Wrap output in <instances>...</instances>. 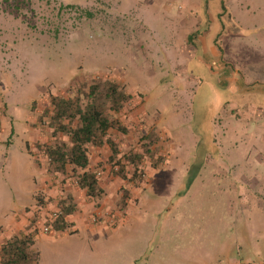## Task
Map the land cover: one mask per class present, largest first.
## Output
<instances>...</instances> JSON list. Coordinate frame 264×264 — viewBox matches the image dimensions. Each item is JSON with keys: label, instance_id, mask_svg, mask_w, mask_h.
Returning <instances> with one entry per match:
<instances>
[{"label": "rangeland", "instance_id": "rangeland-1", "mask_svg": "<svg viewBox=\"0 0 264 264\" xmlns=\"http://www.w3.org/2000/svg\"><path fill=\"white\" fill-rule=\"evenodd\" d=\"M156 1L0 0V222L24 207L30 156L50 177L35 199L46 215L69 193L71 226L83 207L121 226L37 245L39 264H264V0ZM190 1L217 22L216 56H189L165 29ZM94 77L134 94L118 115L126 132L110 131L119 153L89 147L99 198L75 196V177L50 173L41 147L66 139L41 119L51 95ZM145 96L153 119L138 122ZM125 153L141 155L137 169Z\"/></svg>", "mask_w": 264, "mask_h": 264}, {"label": "trees", "instance_id": "trees-1", "mask_svg": "<svg viewBox=\"0 0 264 264\" xmlns=\"http://www.w3.org/2000/svg\"><path fill=\"white\" fill-rule=\"evenodd\" d=\"M131 99L132 95L124 85L104 77L78 80L69 88L67 95H51L50 106L45 109L41 119L54 129L56 135L62 134L66 139L58 137L51 143L41 145L47 157L48 171L58 175L72 173L78 186L88 196L99 198L103 189L97 171L90 167L89 147L107 145L114 154L119 153L118 144L112 139L110 131L126 132L127 127L118 115ZM151 146V141L144 144L148 152H152ZM125 154L124 160L132 162L134 169H137L135 164L141 155ZM123 158L117 159L116 166H119L118 172L125 176ZM35 197L40 199L42 195ZM76 209L77 205L68 193L61 200L57 216L50 217L48 214L44 224L49 225L51 230L65 231L71 226L69 216ZM34 242L30 233L12 235L1 246L0 264H39L40 254L33 248Z\"/></svg>", "mask_w": 264, "mask_h": 264}, {"label": "crops", "instance_id": "crops-1", "mask_svg": "<svg viewBox=\"0 0 264 264\" xmlns=\"http://www.w3.org/2000/svg\"><path fill=\"white\" fill-rule=\"evenodd\" d=\"M170 1L171 0H157L156 2L158 4L170 6ZM190 3L192 6L186 10L187 14L183 15V18H173L177 24V28L171 26L168 30L166 26L165 29L170 33V37H180L182 41L180 43H177L176 47L179 46L178 48H180L181 50H186L189 56H216L217 47L215 41H213L215 38V36H213V32L217 22L213 19L214 17H212L210 11L208 12V18L204 17L201 14L200 9L196 8L199 2L197 3V1H190ZM210 3L211 8L212 6L216 8L214 0H211ZM201 31H204V33H201ZM192 34L197 37L195 42L190 41ZM129 93H131L132 96L134 95L133 92L129 91ZM145 100L146 103L144 104V106L139 107L130 113V118H135L137 121L140 119H145L146 117L153 119V117H151L152 113L149 111L148 106L146 105L149 97L145 96ZM157 103L158 105H161L160 101H158ZM161 110L162 109L160 108V111ZM138 122L136 124H139ZM29 160L32 165V171L29 175V179L27 180L29 186L27 187V189L23 190L22 197L19 198V200L22 203L24 201L25 204L23 205L24 207L20 210H14L13 213L7 214L6 219L0 222V250L2 244L12 235L24 232L30 233L34 237L35 241L33 248L39 252L41 260L43 256L42 248H37V245H41L42 247L47 246L48 244H53L60 240L67 239L70 234L79 236V238L82 239L85 237V234H95L94 236H97L99 234H106L107 232L110 233L115 229L121 227H113L106 222L95 223V220L92 219L89 213H86V208L83 207L85 212H83V214L79 213L74 217L77 220L76 225L70 226L65 231L50 230L49 233H43L41 231V225L44 224L45 219L48 216L46 215V213H49L50 208L48 209L39 205V203L35 201V196L39 191L43 190L47 192L48 186L51 185V182H48L50 180V177H48L47 175H43L45 171H43V167H40L34 160L32 161L30 159V156ZM44 160L47 162L46 156H44ZM44 166H46L45 163ZM102 179H105L103 184H105L106 182L108 183V181L106 180V175L102 176L100 180ZM77 187L73 189L75 196L79 195V190H82L79 186ZM49 194H51V196L57 197V192L50 191ZM28 206H30V209H27ZM56 207H58V203L57 200H54L52 202L51 208L55 210ZM44 211L46 213H44ZM39 213L41 214V217H39ZM43 213L45 215H43ZM71 216L72 214L69 217Z\"/></svg>", "mask_w": 264, "mask_h": 264}, {"label": "built area", "instance_id": "built-area-1", "mask_svg": "<svg viewBox=\"0 0 264 264\" xmlns=\"http://www.w3.org/2000/svg\"><path fill=\"white\" fill-rule=\"evenodd\" d=\"M97 174H98V176L100 177L101 175H102V173L101 172H97ZM58 212L59 211H53L52 213H50L49 215H50V217L51 216H57V214H58ZM42 227H41V231L43 232V233H49V231L51 230V228H50V226L49 225H46V224H42L41 225Z\"/></svg>", "mask_w": 264, "mask_h": 264}]
</instances>
